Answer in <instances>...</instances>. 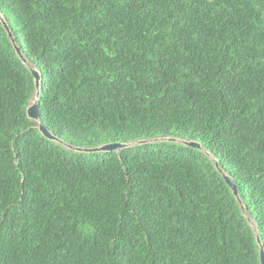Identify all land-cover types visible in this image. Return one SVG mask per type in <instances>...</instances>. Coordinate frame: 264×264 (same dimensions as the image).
Returning a JSON list of instances; mask_svg holds the SVG:
<instances>
[{"label": "trees", "instance_id": "1", "mask_svg": "<svg viewBox=\"0 0 264 264\" xmlns=\"http://www.w3.org/2000/svg\"><path fill=\"white\" fill-rule=\"evenodd\" d=\"M0 14V264H261L264 0Z\"/></svg>", "mask_w": 264, "mask_h": 264}, {"label": "water", "instance_id": "2", "mask_svg": "<svg viewBox=\"0 0 264 264\" xmlns=\"http://www.w3.org/2000/svg\"><path fill=\"white\" fill-rule=\"evenodd\" d=\"M0 18L3 22V25L6 29V31L8 32V35L9 37L12 39V42L14 44V47L18 53V55L20 56V58L23 60V62L30 66L29 65V62L28 60L24 57L21 49L19 48V46L16 44L15 42V39L13 37V33L11 32V29L9 27V25L7 24V22L5 21V19L3 18V16L0 14ZM31 68V71L32 73L34 74L35 76V79H36V82H37V85L40 84V80H41V75L39 73V71L35 68ZM38 100H39V95H37L36 97V101L29 107L28 109V115L31 119L35 120L39 125V130L40 132L47 138L49 139H52V140H56V141H60L55 135H53L46 127L43 123H41V120H40V109H39V104H38ZM187 145H189L190 147L192 148H197V149H201L202 146L199 142H196V141H190V142H186ZM126 147V145L124 144H121V143H110V144H107V145H104L100 148H95V149H80L78 148L77 150H80V151H114V150H118L120 148H124ZM216 166L219 168V163L218 161H216ZM219 170L223 173V176L227 182V184L230 186L231 190L233 191L234 195L239 199V201L241 202L242 204V201L239 197V191H238V186L237 184L235 183L234 179L232 177H230L229 175H227L221 168H219ZM243 211H245V208L243 207ZM258 243L260 244L261 246V250H260V260H261V264H264V246L262 244V241L258 235Z\"/></svg>", "mask_w": 264, "mask_h": 264}, {"label": "rangeland", "instance_id": "3", "mask_svg": "<svg viewBox=\"0 0 264 264\" xmlns=\"http://www.w3.org/2000/svg\"><path fill=\"white\" fill-rule=\"evenodd\" d=\"M248 219H249V221H250V224H251V226L254 228V230L256 231L257 229H256V226H255V222H253V220L251 219V218H249L248 217Z\"/></svg>", "mask_w": 264, "mask_h": 264}]
</instances>
